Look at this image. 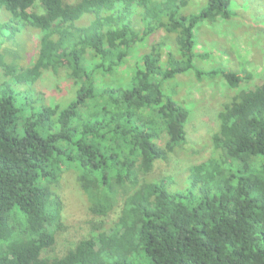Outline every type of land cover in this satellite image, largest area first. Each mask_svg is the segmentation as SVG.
<instances>
[{"label": "trees", "instance_id": "1", "mask_svg": "<svg viewBox=\"0 0 264 264\" xmlns=\"http://www.w3.org/2000/svg\"><path fill=\"white\" fill-rule=\"evenodd\" d=\"M232 0H0V48L39 35L31 65L0 54V264H264V81L242 89L226 67H201L205 24L229 20ZM159 31L167 34L153 41ZM136 66L132 51L150 44ZM46 72L71 90L47 103ZM181 75L222 79L234 92L219 113L211 157L172 193L158 161L187 141L190 111L165 93ZM166 136V143L160 141ZM73 172L95 225L61 256L59 187Z\"/></svg>", "mask_w": 264, "mask_h": 264}, {"label": "rangeland", "instance_id": "2", "mask_svg": "<svg viewBox=\"0 0 264 264\" xmlns=\"http://www.w3.org/2000/svg\"><path fill=\"white\" fill-rule=\"evenodd\" d=\"M77 0H69L74 3ZM235 15L229 20L205 24L196 35L197 48L208 54L201 67L214 70L219 66L249 75L250 80L242 83V89H255L264 81V0H232ZM20 34L16 40L18 46L4 43L0 54L6 57L7 66L31 65L37 55L39 35L33 33L27 37ZM167 37L159 31L153 41ZM150 44L138 45L132 51L128 67L134 68L139 57L149 51ZM4 69L0 66V83L4 82ZM71 82L63 75L55 76L46 72L33 87L38 96L47 103H53L65 97L71 90ZM165 93L182 103L190 111L187 124V141L175 155L167 160L158 161L152 175L153 179H168L172 193H184L191 188L187 182L188 171L205 161L213 153V137L220 131L219 113L230 96L234 94L222 79L198 81L194 75H181L165 84ZM166 136L160 141L165 146ZM63 204V220L57 247L53 255L61 256L73 248L80 240L88 238L95 225L104 223L113 226L119 219L123 203L106 219L93 218L88 211V203L77 175L73 172L64 174L58 189Z\"/></svg>", "mask_w": 264, "mask_h": 264}]
</instances>
